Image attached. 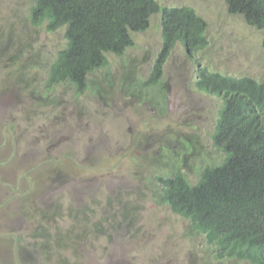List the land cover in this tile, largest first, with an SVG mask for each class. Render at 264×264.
Returning <instances> with one entry per match:
<instances>
[{"label":"rangeland","instance_id":"rangeland-1","mask_svg":"<svg viewBox=\"0 0 264 264\" xmlns=\"http://www.w3.org/2000/svg\"><path fill=\"white\" fill-rule=\"evenodd\" d=\"M35 1L0 0V264H250L217 261L162 203L157 178L180 171L193 185L221 163L219 101L196 88L194 61L263 80L264 34L222 0H156L193 8L207 48L192 55L177 44L159 82L143 87L162 44L155 14L77 93L46 85L64 28L31 26Z\"/></svg>","mask_w":264,"mask_h":264},{"label":"trees","instance_id":"trees-1","mask_svg":"<svg viewBox=\"0 0 264 264\" xmlns=\"http://www.w3.org/2000/svg\"><path fill=\"white\" fill-rule=\"evenodd\" d=\"M229 14L264 34V0H222ZM160 16L162 44L143 87L155 86L162 67L179 44L186 54L208 45L207 23L189 6L169 7L156 0H36L31 26L48 33L64 28L65 45L49 67L46 85L72 84L77 93L87 76L120 56ZM264 47V38L262 41ZM195 65V86L219 101L212 134L224 158L205 165L191 185L180 171L157 178L162 203L202 235L221 262L264 264V79L232 77Z\"/></svg>","mask_w":264,"mask_h":264},{"label":"flooded vegetation","instance_id":"flooded-vegetation-1","mask_svg":"<svg viewBox=\"0 0 264 264\" xmlns=\"http://www.w3.org/2000/svg\"><path fill=\"white\" fill-rule=\"evenodd\" d=\"M1 164V163H0ZM14 239H15V241L17 240L16 238H15V236H14Z\"/></svg>","mask_w":264,"mask_h":264}]
</instances>
